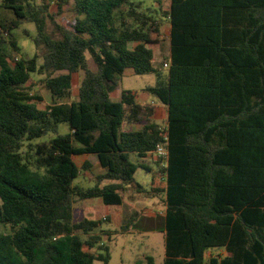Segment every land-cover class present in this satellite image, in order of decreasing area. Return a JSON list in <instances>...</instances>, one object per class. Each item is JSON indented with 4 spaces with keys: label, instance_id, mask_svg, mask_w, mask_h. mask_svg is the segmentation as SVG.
<instances>
[{
    "label": "trees",
    "instance_id": "16d2710c",
    "mask_svg": "<svg viewBox=\"0 0 264 264\" xmlns=\"http://www.w3.org/2000/svg\"><path fill=\"white\" fill-rule=\"evenodd\" d=\"M153 1L1 0L13 18L0 24V264H108L107 219L75 205L120 206L128 192L165 207L163 264H264V0ZM67 4L74 16L59 24ZM164 19L169 52L154 67ZM24 23L35 27L36 51L11 64ZM128 69L156 76L142 91L165 108V168L147 163L161 141L156 107L130 90L110 96ZM32 75L48 93L44 108ZM61 123L68 133L58 134ZM79 155L101 169L91 187L74 184L90 167L75 164ZM138 168L149 187L135 181ZM144 263L156 264L150 255L133 264Z\"/></svg>",
    "mask_w": 264,
    "mask_h": 264
},
{
    "label": "rangeland",
    "instance_id": "374dc122",
    "mask_svg": "<svg viewBox=\"0 0 264 264\" xmlns=\"http://www.w3.org/2000/svg\"><path fill=\"white\" fill-rule=\"evenodd\" d=\"M154 7H158L157 3L153 0H144V5L148 6L152 4ZM1 4V0H0ZM163 6H167V0H162ZM50 12L55 14L57 12L56 4H51L49 8ZM74 14L71 11L70 4H67L63 7L61 14L55 16L57 23L63 24L67 21L72 20ZM13 18L12 13L4 9L0 6V24L8 23ZM162 38L163 41L160 45V49L156 54V57L153 61L154 67L160 66L163 64L164 57L168 55L169 52V43L167 41V33H168V21L164 19L162 21ZM50 25H47V32H50ZM22 29H26L30 36H26L23 34ZM13 33L16 37L18 46L20 47L21 53L18 54L14 52L12 49H9L8 55L10 63L12 64V59L15 58H30L36 51V48L32 42V36L36 34L35 27L32 23H24L20 25L18 29L13 30ZM7 46V45H6ZM87 60L91 69H94V64L87 54ZM163 70H166V67H162ZM39 76L32 75V83L34 86L32 87L31 94L39 97L41 100L37 102V106L39 108H44L45 105L49 103L48 93L43 87V85L39 82ZM81 79V73L73 75V83H72V99H75L77 96V90L79 81ZM156 82V76L154 73H148L143 75L134 74L131 70H126L120 80L119 86L117 90L112 93V100H115L116 95H120V91L122 89L130 90L132 92L140 93L147 86L154 85ZM147 99L146 101L151 102L154 101L157 103L156 99L145 93ZM156 120L160 125L164 124V113L163 110H158L156 115ZM139 126H129L125 127V129H136ZM69 132V127L66 123H61L58 126V134L63 135ZM56 134L50 133L44 137L36 139L35 142L49 140L55 137ZM74 162L78 167H80L85 159V156H74ZM131 160L134 161V158L131 157ZM88 161L90 167L86 170H81L80 175L74 180V184H78L83 187H91L95 184L94 175L98 174V166L97 159L95 156L91 155L88 157ZM147 163L158 169L152 162L147 161ZM134 179L139 184L144 187H149L151 182V174L146 172L144 169L138 168L134 174ZM129 193V192H128ZM124 202L123 205L120 206V211L122 212V223L121 225L126 224L127 217L125 216V212H135V216L131 217V225L128 227L126 232H121L120 228L114 230V226L110 225L111 219L109 216L105 215L104 211L109 210L112 211L117 209L116 206H104L103 204H99L97 207L95 204H90L87 201H77L75 207L77 210L82 209V206H85L83 209V215L92 218V219H107L104 221L103 229L109 232V239L103 236L102 242L107 245L109 248L110 260L108 264H133L137 259H144L145 256L150 255L154 258L156 264H163L164 258V236L160 230V225H162V219L160 216L156 219L147 218L146 215L150 213L157 212L160 215L163 212V204L158 197H153L147 194L135 195L132 197V194H125L123 196ZM98 200V199H93ZM105 209V210H104ZM127 209V210H126ZM77 213H79L77 211ZM129 223V222H128ZM5 227L0 226V231H6ZM97 264H101L98 262ZM145 264V263H144Z\"/></svg>",
    "mask_w": 264,
    "mask_h": 264
},
{
    "label": "crops",
    "instance_id": "0c3cea01",
    "mask_svg": "<svg viewBox=\"0 0 264 264\" xmlns=\"http://www.w3.org/2000/svg\"><path fill=\"white\" fill-rule=\"evenodd\" d=\"M130 70V69H129ZM132 71V70H131ZM117 90V89H116ZM113 93V92H112ZM112 93H111V95L110 96H112ZM136 93V92H135ZM145 93L146 92H143V91H141L140 93H136V96H137V101H138V103H140V104H147V103H151V104H153L155 107H156V111H155V114H154V120L158 123V121L156 120V115H157V111L158 110H163V113H164V122H165V120H166V112H165V108L161 105V104H159L158 102L156 103V102H154V101H151V102H148V101H146V99H147V97H146V95H145ZM120 98V95H116V97H115V100H118ZM157 101V100H156ZM79 156H85V159H84V161H88V157H90L91 155H79ZM74 158V157H73ZM74 160V159H73ZM83 161V162H84ZM76 164V163H75ZM83 164V163H82ZM97 164V166H98V169H99V171H98V173H100V171H101V169H100V167H99V165H98V162L96 163ZM95 180V179H94ZM105 183V182H104ZM127 194H130V193H127ZM83 201H87V202H89L90 204H95V206L97 207L99 204H102V202H101V200L100 199H98V200H93V199H86V200H83ZM123 202H124V198H123ZM122 205H123V203H122ZM122 205H120V206H122ZM105 206V205H104ZM120 206H116L117 207V209H114V210H112V211H109V210H105L104 211V213H105V215H107V216H109L110 217V219H111V223H110V225H113L114 226V230H116V229H118V228H120V226H121V223H122V217H121V215H122V212L120 211V209H118V208H120ZM84 207L85 206H82V208L84 209ZM127 210V209H126ZM164 210H165V207L163 206V212H161L160 213V215H158V213L157 212H154V213H150V214H148V215H146L147 216V218H150V219H156V218H158V216H160V218L162 219L163 217H164ZM125 216L127 217V222L126 223H128V222H130V220H131V217H134L135 216V212L133 213V212H128V210L125 212ZM92 219V218H91ZM161 227H162V225H160V229H161ZM163 234V236H164V233H162ZM105 238H107V236H105L104 237V239ZM213 253H218V254H222L223 253V251L222 250H218V251H213Z\"/></svg>",
    "mask_w": 264,
    "mask_h": 264
},
{
    "label": "built area",
    "instance_id": "2783aa9c",
    "mask_svg": "<svg viewBox=\"0 0 264 264\" xmlns=\"http://www.w3.org/2000/svg\"><path fill=\"white\" fill-rule=\"evenodd\" d=\"M1 32V29H0ZM167 67V64H164ZM161 141L155 146V148L147 153V161L152 162L158 169L165 168L168 164V138L165 132V126H160Z\"/></svg>",
    "mask_w": 264,
    "mask_h": 264
}]
</instances>
